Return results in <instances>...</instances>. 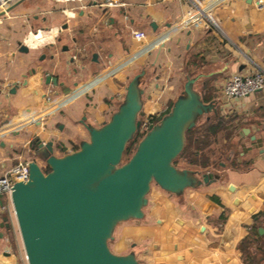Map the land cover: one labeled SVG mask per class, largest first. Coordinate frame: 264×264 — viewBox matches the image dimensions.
Here are the masks:
<instances>
[{"label": "crops", "instance_id": "1", "mask_svg": "<svg viewBox=\"0 0 264 264\" xmlns=\"http://www.w3.org/2000/svg\"><path fill=\"white\" fill-rule=\"evenodd\" d=\"M121 1L16 0L0 16V178L22 162L46 167L34 153L38 139L53 141L58 156L76 151L89 138L83 122H107L142 71V120L163 116L199 76L195 89L203 95L208 83L218 114L233 119L235 147L218 170L192 168L211 174L209 184L181 196L151 189L144 219L124 222L111 240L118 251L111 250L134 252L143 264H264V90L233 100L223 93L233 74L264 70V7L254 0ZM191 3L206 17L180 29ZM19 23L24 33L6 29ZM136 31L145 39H135ZM50 76L57 85L47 83ZM56 95L74 99L53 108ZM13 212L11 198L0 196V264H28ZM255 226L262 241L245 261L240 246Z\"/></svg>", "mask_w": 264, "mask_h": 264}, {"label": "water", "instance_id": "2", "mask_svg": "<svg viewBox=\"0 0 264 264\" xmlns=\"http://www.w3.org/2000/svg\"><path fill=\"white\" fill-rule=\"evenodd\" d=\"M21 51L28 48L22 45ZM144 76L142 71L130 80L102 126L83 122L89 138L76 151L58 156L53 141L37 140L34 153L49 172L30 161L28 180L14 183L10 197L28 264H141L134 252L116 254L109 243L121 223L144 219L152 185L181 196L213 181L211 174L175 164L188 131L211 113L218 115L215 103H206L195 89L199 76L188 79L171 111L150 125L125 160L141 132Z\"/></svg>", "mask_w": 264, "mask_h": 264}, {"label": "built area", "instance_id": "3", "mask_svg": "<svg viewBox=\"0 0 264 264\" xmlns=\"http://www.w3.org/2000/svg\"><path fill=\"white\" fill-rule=\"evenodd\" d=\"M16 0H0V12H6V10ZM61 3L76 2L78 4H85L91 0H58ZM102 6L116 7L122 4L121 0H98ZM254 4L259 7H264V0H254ZM206 17V11L198 6L196 3H191L189 10L183 16L179 22L180 29H186L191 25H195L198 21ZM134 37L138 41L145 39L146 34L141 31L134 32ZM166 38H161L159 44L165 43ZM132 58L127 59L124 63L131 64ZM123 63V64H124ZM264 90V70L257 68L256 72L252 74H233L230 76L223 85L224 96L228 100L243 99L256 94L259 91ZM76 96V95H75ZM74 96L70 95H56L54 99L50 101L52 107L64 106L72 102ZM54 108V107H53ZM153 123V117H148L142 120L141 132L146 133L149 130L150 125ZM1 134V132H0ZM29 178V162H22L13 167L4 177L0 178V196L11 197L12 188L16 182H25ZM15 217V212H13Z\"/></svg>", "mask_w": 264, "mask_h": 264}, {"label": "trees", "instance_id": "4", "mask_svg": "<svg viewBox=\"0 0 264 264\" xmlns=\"http://www.w3.org/2000/svg\"><path fill=\"white\" fill-rule=\"evenodd\" d=\"M211 90V87L208 86L207 83V85H205V91L207 93L202 95L206 103L212 101L211 98L208 97ZM172 106L173 104H171L170 108L163 116L171 111ZM161 117H153V123H157ZM227 120H229V122ZM232 121L233 119H228L226 116L218 114L211 116L210 119H205L194 129L188 131L186 136V147L175 164L188 169H192L195 166L203 169L217 167L222 159L226 158L232 150L231 146H226L222 143V138L230 140L234 135L233 133L236 130L234 125L232 124L233 126L231 127L227 126V124L230 122L232 123ZM143 135L144 133L142 132L137 133L134 140L130 142L125 152V160L130 158L134 150V145L138 142V138ZM45 171L49 172V168H46ZM262 215L263 213H261L260 216ZM257 228L258 227L255 226L251 235L243 241L240 246L245 261L247 260L246 256L250 255L251 247L255 243L262 241Z\"/></svg>", "mask_w": 264, "mask_h": 264}, {"label": "rangeland", "instance_id": "5", "mask_svg": "<svg viewBox=\"0 0 264 264\" xmlns=\"http://www.w3.org/2000/svg\"><path fill=\"white\" fill-rule=\"evenodd\" d=\"M26 26L24 25V23H19V25H17V24H15V25H13V26H7L6 27V29L7 30H9V31H11V33H15V31H16V33H24L25 31H26ZM0 43H2V42H0ZM17 44V43H16ZM142 67V65H136L135 67H134V71L137 73L138 71H136V70H139L140 68ZM171 76H173V75H171ZM174 78V77H173ZM172 81V80H171ZM200 85H197V89H200ZM168 88H169V86H168ZM165 97H168V93H166L165 94ZM141 120L143 119L142 118V116H141V118H140ZM205 120V118L202 120V121H204ZM201 121V122H202ZM228 122H229V120H227ZM227 126H233L232 125V123L230 122V123H228L227 124ZM229 128V127H228ZM234 135H233V137L230 139V140H228V139H226V138H222L223 140H222V143H223V145H226V146H234L235 147V145H236V142H237V138H236V134H237V132H234L233 133ZM144 136V135H143ZM143 136H141V137H139L138 138V142L141 140V138L143 137ZM226 139V140H225ZM137 142V143H138ZM136 145V144H135ZM135 145H134V147H135ZM224 159L225 158H223L222 160L224 161ZM222 162V161H221ZM183 165V164H182ZM179 167H181V166H179ZM219 164H218V166L217 167H215L214 169H219ZM47 167H45V169H46ZM182 168V167H181ZM159 187L156 185V184H153L152 185V189H153V191L154 190H157ZM126 223H122V224H120L118 227H117V229H116V232H115V236H118L119 235V233L121 232V230H122V228H123V226L125 225ZM16 226H17V229H18V231L17 232H19V236H20V231H19V228H18V225H17V223H16ZM110 248L113 250V251H118L116 248H115V242L114 241H110Z\"/></svg>", "mask_w": 264, "mask_h": 264}, {"label": "flooded vegetation", "instance_id": "6", "mask_svg": "<svg viewBox=\"0 0 264 264\" xmlns=\"http://www.w3.org/2000/svg\"><path fill=\"white\" fill-rule=\"evenodd\" d=\"M141 262V261H140ZM141 264H143L142 262H141Z\"/></svg>", "mask_w": 264, "mask_h": 264}]
</instances>
